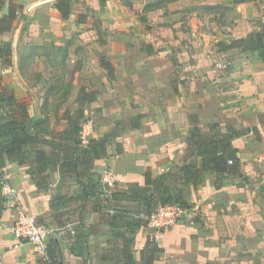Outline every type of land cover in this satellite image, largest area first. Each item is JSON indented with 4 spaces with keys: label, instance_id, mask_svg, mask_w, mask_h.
I'll return each instance as SVG.
<instances>
[{
    "label": "crops",
    "instance_id": "crops-1",
    "mask_svg": "<svg viewBox=\"0 0 264 264\" xmlns=\"http://www.w3.org/2000/svg\"><path fill=\"white\" fill-rule=\"evenodd\" d=\"M56 2L0 0V108L5 96L24 104L36 136L23 160L5 155L0 168L17 192L0 190V264H50L54 251L58 264H114L120 233L133 238L136 264L152 253L153 264H264V59L220 49L262 28L264 0H76L68 18ZM81 90L97 98L80 103ZM78 109L97 119L91 139L105 155L78 176L40 170L36 155L63 140ZM227 140L240 170L201 171L200 146ZM86 172L103 190L82 186ZM161 198L198 207L151 241L126 210ZM20 206L50 229L46 254L9 227Z\"/></svg>",
    "mask_w": 264,
    "mask_h": 264
},
{
    "label": "trees",
    "instance_id": "trees-1",
    "mask_svg": "<svg viewBox=\"0 0 264 264\" xmlns=\"http://www.w3.org/2000/svg\"><path fill=\"white\" fill-rule=\"evenodd\" d=\"M55 6L60 11L63 18L69 17L72 10L71 0H57ZM10 13V19L12 20L16 18L19 10L12 6L10 7ZM3 29L4 28H1V30ZM231 48H238L242 51H250L256 53L260 58L264 59V25L260 30L254 31L245 37L235 39L228 45H220V49ZM5 52H7V50L0 47V58L5 57ZM4 62H8V60L4 59ZM3 95L1 91L0 102L3 100ZM96 98V91L81 90L78 101L80 103L91 102ZM5 100L13 106V109L0 115V168L3 166L2 162L5 155H7L9 160H23L25 157L24 147L33 142L36 138V136H34L31 132L33 122L29 117L27 107L24 106V104L15 105L13 101L14 98L12 96H5ZM84 119V109H78L75 114L69 116V127L64 130L62 135V139L65 140V143H63V140L54 141L53 150L50 154L40 152L36 155L40 170H42V164H45L51 169L59 167L63 174L74 172V174L78 176L79 165H85L89 169L95 159L105 155L104 144L102 141L90 139L87 146L82 145L80 132ZM199 153L203 159V167L201 171L214 170L218 173H228L238 172L240 170L236 149L232 146L229 140L222 143H219L218 141L205 142L200 146ZM229 160H232L233 163L230 164ZM84 176H87L89 181L86 184L82 183V186H85L87 189H95L98 185V189H102L101 178L98 181L92 179V172H86L84 173ZM149 183L148 178L147 184ZM138 189H140L139 192H144L146 187H140ZM114 194L115 192L112 195ZM172 201L181 202L178 199L172 200L171 198H161L155 202H152V200H146V208L143 210L141 209V211H143L146 215H149L159 203ZM182 204L185 203L183 202ZM136 220L137 222H135L136 224L134 227H140L141 225L145 226V221H143L142 218ZM120 234L124 237V246L120 248L118 247L116 250L114 249V256L116 259L114 264H136V257L132 249L133 238L127 237L124 233ZM155 259L156 257L154 256V253H152L148 256V259L146 258V264H153ZM49 263L58 264L55 251L54 253L50 252Z\"/></svg>",
    "mask_w": 264,
    "mask_h": 264
},
{
    "label": "built area",
    "instance_id": "built-area-1",
    "mask_svg": "<svg viewBox=\"0 0 264 264\" xmlns=\"http://www.w3.org/2000/svg\"><path fill=\"white\" fill-rule=\"evenodd\" d=\"M197 32H193L196 37ZM217 67L222 68L223 64L217 62ZM197 76V74H196ZM80 132L81 143L87 146L96 130V120L93 116L86 117L82 122ZM229 163H233L229 160ZM102 182L106 186H113L116 183V176L111 169H106L102 175ZM0 190L3 195L16 198V188L11 184L9 179L4 175L0 177ZM198 205H185L181 202H166L159 203L158 206L149 214L146 215L143 211L138 215L142 219H146L147 227L149 228V237L151 241H158L174 225L182 221L190 213L196 211ZM12 232L20 240L26 241L36 246L43 254H46L48 237L50 229L42 224L37 216L29 213L23 206L19 208L18 218L9 225Z\"/></svg>",
    "mask_w": 264,
    "mask_h": 264
},
{
    "label": "rangeland",
    "instance_id": "rangeland-1",
    "mask_svg": "<svg viewBox=\"0 0 264 264\" xmlns=\"http://www.w3.org/2000/svg\"><path fill=\"white\" fill-rule=\"evenodd\" d=\"M75 1L76 0H71V3L72 4H74L75 3ZM23 17H25V16H23ZM49 17H51V18H59V19H62V17L61 16H59V15H50ZM22 19H27V18H22V16L19 18V21L20 20H22ZM26 23V22H25ZM28 24V23H27ZM210 52V51H209ZM215 57V56H214ZM214 59H216L215 61H214V65L216 66V62L218 61V62H221V63H223V61H224V59L221 57V58H219V56L218 57H215ZM62 93V92H61ZM65 94H66V96H67V98L69 99L70 98V92H68V91H65ZM3 109H8V110H12L13 109V106H11V105H9L8 104V106L6 107V106H4L3 107ZM3 109H1L0 108V113L1 112H3V113H6L7 111L5 110H3ZM52 108H51V105H46L45 106V110L46 111H50ZM53 110H55V112H56V116H58L57 114H59V112L60 111H63V107H57V108H54ZM88 116H91L90 114H86L85 113V118L86 117H88ZM47 118H50L49 116H47L46 118H45V121H43L42 123H40V128H42V129H45V128H47L49 125H51V122H48L47 123ZM49 120V119H48ZM97 120V119H96ZM50 121V120H49ZM96 131V130H95ZM116 184V183H115ZM114 186L115 185H113V186H107V187H105V189L104 190H106L107 191V189H109V192L112 190V188H114ZM126 212L128 213V217L129 218H133V219H138L139 220V218H141V217H139L138 215H140V213L142 212L141 210H134V209H127L126 210ZM131 212V213H130ZM130 213V214H129ZM129 220V219H128ZM143 221H145V227L147 226V222H146V219H143Z\"/></svg>",
    "mask_w": 264,
    "mask_h": 264
}]
</instances>
